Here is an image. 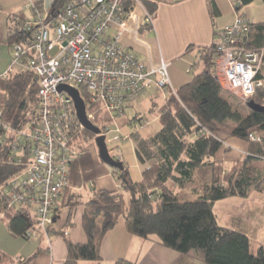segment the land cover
I'll return each instance as SVG.
<instances>
[{"label":"trees","instance_id":"trees-1","mask_svg":"<svg viewBox=\"0 0 264 264\" xmlns=\"http://www.w3.org/2000/svg\"><path fill=\"white\" fill-rule=\"evenodd\" d=\"M137 1L153 20L157 2ZM255 1L237 0L236 14L244 15V9ZM65 2L56 0L51 17L63 9ZM136 4L135 0H126V12L132 13ZM212 10L216 11L215 5ZM151 26L145 23L141 30ZM247 34L248 47L264 50V23L252 22ZM27 39H31V34L19 28L12 35L11 45ZM216 47L217 43L201 49L190 69V74L195 73L192 81L175 93H168L163 108L154 104L150 109L161 126L153 136L146 137L141 132L144 119L139 114L129 120L132 131L126 137L133 141L143 170L141 179L133 181L124 162L125 170L115 173L123 192L94 189L88 201H79L77 190L94 184L98 171L87 144L95 136L86 130L77 140V157L68 166L69 187L56 213L65 205L71 204V209L84 206L82 227L87 241L73 243L67 239L68 255L64 264L100 261L102 241L120 219L125 220L132 235L182 254H193L207 264H264V246L255 248L248 235L219 225L214 210L218 202L228 198H249L253 193H264V170L253 165L254 160H264V112L249 107L252 104L264 110V63L258 76L263 87L249 100L234 105L219 56L214 52ZM12 60L15 68L16 60ZM26 61L23 59L19 64L24 65ZM9 73L0 77V188L21 174L29 163L28 151L18 154L13 146L18 134L34 120L39 103L37 76L22 70ZM93 122L102 132L113 125L111 118L103 114H97ZM251 134H257L259 140H252ZM224 136L248 144L244 159L229 168L212 160L223 149ZM10 199L0 191V219L7 223L13 236L32 238L31 233L37 231L36 217L29 208H9ZM48 234H57L53 226ZM7 259L0 254V264H6ZM34 261L35 257L16 264H35ZM116 264L135 263L120 259Z\"/></svg>","mask_w":264,"mask_h":264},{"label":"built area","instance_id":"built-area-1","mask_svg":"<svg viewBox=\"0 0 264 264\" xmlns=\"http://www.w3.org/2000/svg\"><path fill=\"white\" fill-rule=\"evenodd\" d=\"M125 6L126 0H66L56 16L49 14L21 23L31 39L13 46L15 65L26 59L21 70L33 72L38 78L39 103L34 120L18 134L13 146L18 154L28 151L29 163L0 191L10 196L9 208H29L37 219L36 230L48 236L56 209L69 187L68 166L77 157V140L86 131L77 118L73 99L60 88L78 91L93 124L97 114L109 116L113 124L124 119L131 106L153 89L164 95L176 92L168 63L144 62L133 51L124 49L133 13L126 12ZM145 22L153 24L147 14ZM251 24L245 15H237L235 22L220 33L214 51L227 88L244 101L263 87L258 76L264 50L248 47ZM139 28L137 22L132 32L134 40L141 43ZM152 121L150 116L144 120ZM108 132L109 128L101 135L106 137ZM250 137L259 140L257 134ZM117 161L124 162L123 157Z\"/></svg>","mask_w":264,"mask_h":264},{"label":"crops","instance_id":"crops-1","mask_svg":"<svg viewBox=\"0 0 264 264\" xmlns=\"http://www.w3.org/2000/svg\"><path fill=\"white\" fill-rule=\"evenodd\" d=\"M152 1L158 4L152 26L146 31L141 30V26L146 23L147 13L143 6L136 4V7L140 8L143 18L136 16L129 20L130 32L124 41L128 42H125L126 46L140 60L152 62L154 65H159L161 62L168 63L172 85L174 90H178L192 81L187 75H190V69L197 61L198 52L218 43L219 34L224 28L235 22L237 14L234 10V0ZM55 2L56 0H0V77L9 75V71L15 72V68L12 67L11 38L17 29H21V21L25 23L35 20L39 16L46 17L50 14ZM212 5H215L216 11L212 10ZM253 7L257 11L252 10ZM243 14L253 23H264V4L261 0H256L244 9ZM137 22L140 25L138 40L141 43L134 40L132 32L136 28ZM161 93L156 90L154 94L157 96ZM154 94H149V96L145 94L142 97H146L143 99L144 101H151L150 109L154 104H157ZM131 108L134 112H131L130 117L132 118L136 112L134 106ZM129 120H127V124ZM150 123L143 125L141 130L146 137H151L156 132L149 126ZM227 147L223 148L225 152L216 159V161L222 162L226 168H228L225 163ZM247 152L248 144H245L237 152L238 158L245 156ZM236 161L239 159L233 160V162ZM138 167L143 170V166H140L139 162ZM98 172L97 180L91 184L94 185V189L108 191L119 189L116 180L109 171L99 166ZM86 189L87 187L77 190L80 194V202L85 203L92 196V192L89 193ZM249 198H240L241 201L237 204L228 206L221 203L230 198L218 203L225 208L228 207L227 211L230 213L237 215L235 212L237 207L233 209L234 206L239 205L245 209ZM84 199L86 201H83ZM70 205L61 207L56 213L53 229L57 234L50 236L37 232L30 239L15 237L10 233L7 223L0 219V254L7 256L6 264H16L18 261L33 257H35V264H64L68 255L66 240L69 239L73 243L87 241L86 233L82 227L84 206L71 209ZM252 209H255L256 212L248 215L244 211L242 214L246 223L248 222L249 233H245L258 246H264V202H256ZM257 211L260 212V215H255ZM100 254V261H82L79 264H116L120 259H127L135 264H207L193 254H182L155 241L144 240L132 235L128 231L124 219H120L116 227L104 237Z\"/></svg>","mask_w":264,"mask_h":264},{"label":"rangeland","instance_id":"rangeland-1","mask_svg":"<svg viewBox=\"0 0 264 264\" xmlns=\"http://www.w3.org/2000/svg\"><path fill=\"white\" fill-rule=\"evenodd\" d=\"M261 2L264 4V2L261 0ZM137 10V12H136ZM254 11H257V9L255 7H253ZM140 8L136 7L135 11L133 12V14L131 15V18L133 19L136 16H139L140 18H143V16H141L140 14ZM136 12V13H135ZM135 14V16H134ZM45 16V15H44ZM130 18V19H131ZM33 19V18H31ZM126 40L123 41V46L124 49H129L126 44H125ZM128 43V42H126ZM219 59V58H218ZM216 57L214 58V62H217L218 60ZM221 64V63H220ZM205 65L204 63L202 64V69H204ZM21 66L20 65H16L15 66V72H19L21 70ZM187 77L189 79H193L195 77V73H191L189 76L187 75ZM156 92V90H151L150 92H148L146 94V96H149V94L151 95L152 93L154 94ZM232 94V97L230 98V100L232 101V103L234 105H237L240 102L244 103V99L241 98L240 95L234 94L232 92H229ZM155 96V101L158 104V107L163 108L164 105H166V101H165V97H167L168 95H164L158 94L156 96V94H154ZM227 96H230L227 94ZM143 99L145 98H141L138 101H136L135 104H133L134 108H135V112L136 115L139 114L144 120L150 116L152 119H154V121H152V123L149 124V126L154 129V130H159L160 129V123L159 120L157 118V115L154 113H150V107L152 106L151 101H144ZM243 105V104H242ZM132 108H130L127 111V116L124 119H118V121L116 123H114L112 126L109 127V132L106 134V144L107 147L110 151L111 156L115 159L118 160L120 156L123 157L125 165L129 168V176L131 177V179L133 181H138L141 178L142 175V170L138 167V161L135 155V148H134V143L131 139L127 140V141H122L121 138L126 137L127 135H129L132 131V129L129 127V125L127 124V120H129L131 117V112H133L131 110ZM246 110L243 111V114H246ZM134 113V112H133ZM146 124V122H144V125ZM142 130V128H140ZM225 137V144L223 146V148L225 146L227 147V156L226 157V165L229 168L231 166V164L235 163L233 162L234 159H239L243 160L244 156L239 157V154L237 153L239 151L240 148H242L245 144H247L244 141H241L237 138L234 137H229V136H224ZM118 141V142H117ZM87 144L90 145L91 148V152L93 153L95 162H96V167H97V171L99 169V166L105 168L107 171H109V173L111 174L112 177H114V179L116 180L117 184H118V190L119 191H124L123 186L121 181H118L117 177L118 174L115 175L116 173V169L108 166L107 164L103 163L99 157V153H98V147L96 145V143L94 142V140H89L87 141ZM224 149L220 150L218 152V154L212 158V160H216L217 158H219L220 154H223ZM231 153V154H230ZM123 162V163H124ZM238 162V161H236ZM253 165L256 167H259L261 169L264 170V160H254ZM142 166V165H140ZM121 172V171H120ZM99 174V172H98ZM94 190V185H88L86 191L87 192H92ZM96 190H99V188H97ZM127 198V194L125 195ZM83 201H86L85 199ZM241 201V199L239 197H234V198H230L229 200L225 201L224 203L221 204H225V205H233V204H237V202ZM256 202H264V193H253L250 198L248 199V205H246L245 209L242 207H239V205H235L233 209L236 210L235 212H237V215L230 213L229 211H227L228 207H224L223 205H221L220 203H218L215 207V212L218 216V223L219 225H221L222 227H227V228H231L234 229L238 232L241 233H249V229H248V222L246 223V220L243 218L242 214L247 213L249 214H253L254 212H256L255 209H252V207L256 204ZM260 212L257 211V213L255 215H260ZM231 214V215H229ZM244 216H246L244 214ZM247 219V218H246ZM238 229V230H237ZM240 230V231H239ZM248 231V232H247ZM246 232V233H245ZM247 235V234H246ZM255 248L257 247V243L252 240Z\"/></svg>","mask_w":264,"mask_h":264},{"label":"water","instance_id":"water-1","mask_svg":"<svg viewBox=\"0 0 264 264\" xmlns=\"http://www.w3.org/2000/svg\"><path fill=\"white\" fill-rule=\"evenodd\" d=\"M64 90L69 93V95L74 101L77 118L80 121V123L84 126V128L87 131L92 133L94 136L99 135L95 139V143L98 147V150H99L98 153H99V157L101 161L118 171L122 172L123 170H125L124 163L115 160L111 156L110 151L106 144V137L104 135H101L102 131L97 126H95L91 121L88 120L87 115H86L85 103L80 97V94L78 93V91L71 89L69 87L60 88V91H64ZM249 107L254 111L264 112L263 109H261L260 107L254 106L252 104H249Z\"/></svg>","mask_w":264,"mask_h":264}]
</instances>
